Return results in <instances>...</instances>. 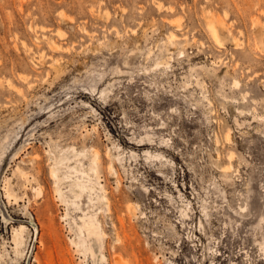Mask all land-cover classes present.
Segmentation results:
<instances>
[{
  "label": "rangeland",
  "instance_id": "1",
  "mask_svg": "<svg viewBox=\"0 0 264 264\" xmlns=\"http://www.w3.org/2000/svg\"><path fill=\"white\" fill-rule=\"evenodd\" d=\"M253 108L264 116V0H0V264H115L118 254L264 264V121ZM91 147L121 152V200L98 215L106 238L93 257L69 224L87 196L68 210L49 175L54 160Z\"/></svg>",
  "mask_w": 264,
  "mask_h": 264
},
{
  "label": "bare ground",
  "instance_id": "2",
  "mask_svg": "<svg viewBox=\"0 0 264 264\" xmlns=\"http://www.w3.org/2000/svg\"><path fill=\"white\" fill-rule=\"evenodd\" d=\"M157 6L160 8L161 4L158 3ZM206 19L209 20L207 22V28L210 32V35L212 36L214 41L220 44L221 40L219 36V31L217 30L216 25H215V21L213 20V18L211 19L210 15H207ZM176 38L177 37L174 33H171L169 36V40L171 42L175 40ZM181 53H183V51H181ZM8 84H9L8 86L11 89H15L18 92H20V89H17L14 84L12 83H8ZM239 86H240L239 81L234 80L233 87H239ZM242 98L245 99V96ZM252 111H253L252 112L253 122H256V121L263 122L264 121V116L261 114H258L255 108H253ZM237 113H239L240 115L244 114L242 110H238ZM258 130H259V127L257 128V131ZM225 140L228 143L233 142L232 131L230 129H228L225 133ZM72 150L74 152V154H72L74 160L73 161L70 160V157L68 156L60 157L59 159L54 160L52 166L49 169V175H50V178L54 182V187H55L54 189H55L56 194L60 198L61 202H63V204L65 203L66 206H68V210L69 208H72V211L81 209V207L79 206L78 200H80L85 195L87 196L88 201L90 203L87 211H84L81 209L82 215H79L77 218L72 217V222L70 221L69 224L71 228H75V231H76L77 240L76 241L72 240V242L77 247H79L81 252H84V253L89 252L93 257L95 256V247H97L98 249L101 248L103 240L104 238H106V233L104 231L105 221H103V219L100 220L98 215L99 216L101 214L103 216L110 215L112 213V209H113L112 207L116 208V205L121 200V173L116 167L117 164L121 165V152L117 151L116 154H113L110 150H107L104 153V157H102L99 150L95 149L94 147H91L90 150L92 153L89 156H87L85 150L78 151L75 148H72ZM85 156H87L86 158L88 159L87 165H85L81 160V157H85ZM149 156L151 155L149 154ZM233 157H234V154L230 153L229 161H231ZM101 158L103 159L106 158L107 174L113 176L115 179L114 190L117 195V198H116L115 203H113L112 205H111L110 198L107 195L108 191L105 188L104 184L102 183V180L99 179L98 166H99L100 160H102ZM231 166L232 165L229 164L223 169L224 176L226 178L231 177L232 175ZM66 187H67V190H64ZM145 188H146L145 190L148 193H151L150 191L151 189H148L147 187ZM37 190H36L37 191L36 193H39V188H37ZM179 196L181 197L182 195L180 194ZM97 204H100L101 207L94 208ZM128 209L132 213L133 215L132 217L134 219H139V216H137V214L132 210L131 207H129ZM189 210H190L189 203H187L186 206L180 210L181 212L180 216L183 219H189L190 218ZM68 216H69V212L67 211L65 214V218H68ZM117 219H118V228L124 231L125 221L120 215L117 216ZM111 225L115 230H117V226L113 220L111 221ZM129 228L133 233L136 230V227L134 224H129ZM25 230H26V227L24 225H21L18 228H14L13 230V241L15 243L16 249H19L24 244V231ZM115 240L117 242H121V239L119 237H116ZM260 245L264 251V241ZM101 258L105 260L104 255H102ZM122 260L123 259L121 258V255L119 254L116 255L115 264H125V262Z\"/></svg>",
  "mask_w": 264,
  "mask_h": 264
}]
</instances>
